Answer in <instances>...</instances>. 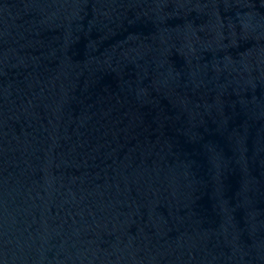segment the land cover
Segmentation results:
<instances>
[{
	"label": "water",
	"instance_id": "obj_1",
	"mask_svg": "<svg viewBox=\"0 0 264 264\" xmlns=\"http://www.w3.org/2000/svg\"><path fill=\"white\" fill-rule=\"evenodd\" d=\"M0 264H264V0H0Z\"/></svg>",
	"mask_w": 264,
	"mask_h": 264
}]
</instances>
